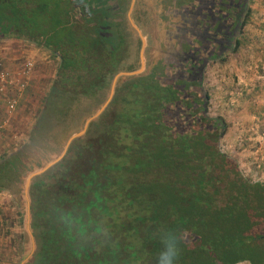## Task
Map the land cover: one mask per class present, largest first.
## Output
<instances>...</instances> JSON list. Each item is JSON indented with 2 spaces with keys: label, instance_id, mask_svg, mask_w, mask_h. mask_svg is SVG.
<instances>
[{
  "label": "trees",
  "instance_id": "trees-1",
  "mask_svg": "<svg viewBox=\"0 0 264 264\" xmlns=\"http://www.w3.org/2000/svg\"><path fill=\"white\" fill-rule=\"evenodd\" d=\"M253 1L182 4L173 53L153 75L120 82L86 136L32 181L36 250L27 264H156L161 230L184 237L177 264H264V181L222 149L229 126L209 115L204 87L208 66L244 44ZM128 8L129 0H0V41L27 43L56 64L29 139L0 159V192L22 195L42 168L38 154L80 130L116 75L139 68Z\"/></svg>",
  "mask_w": 264,
  "mask_h": 264
},
{
  "label": "rangeland",
  "instance_id": "rangeland-1",
  "mask_svg": "<svg viewBox=\"0 0 264 264\" xmlns=\"http://www.w3.org/2000/svg\"><path fill=\"white\" fill-rule=\"evenodd\" d=\"M188 1L189 0H134V3L132 4L131 0H129L127 15L130 14L134 24L139 30H141L144 36L146 34L148 35V47L145 51L147 70H149L155 62L156 55H159L158 40L160 37L159 32L156 33V37H152V35L150 36V33H148L149 28L151 26L160 27V22H158L157 19L162 20L165 24L164 28L166 27L165 29H162V35H164L165 43L162 48L168 54L173 53L174 46L177 48L174 42L176 33L185 23V16L180 14V11L183 10L182 4L184 3L187 5ZM141 7L144 11H141ZM252 9L253 18L251 20V24H249L245 29L246 33L249 30L259 31L261 28V23H255L254 10L256 9V5L252 4ZM145 24H148L147 28ZM5 42L0 41V62L3 66L11 70L15 64L18 68H20L28 59H33L36 63L35 72L39 74V77L42 79L38 82L37 88L30 86V90L33 89L36 96L33 97L31 106L28 102L26 103V108L31 109H26L27 114L25 117L28 119L27 121H25L24 118L17 119V117H15V113L11 116L8 115L5 107L2 106L3 104H0V122L3 119L2 123L7 120L9 121V125L3 134H0V159L18 151L20 147L29 139L30 131L34 123L33 120L40 111L43 100L51 88L56 71V64L48 57V54L42 52L40 49L28 45L27 43L24 44L17 41ZM176 54L177 52L175 55ZM229 59L224 64L208 66L204 87L211 96L209 115L211 117H221L229 126L227 131L228 133L221 142L222 149L228 153L229 156L232 152V157L236 156L239 158L238 160H241L240 154H242L244 148L246 149V142L251 144L254 143L251 148L254 152H256L255 150L259 148V146L256 147L255 145L256 143H258V145L260 143L257 142L258 140L256 136L253 137L255 140L246 141L244 138L246 131L251 129L253 126L259 133L264 131V112L262 116L256 119L255 123L252 122L253 120H248L247 118L242 120V122H240V119H235V114H238L241 110V107L236 105L240 102V94L245 87L241 86L240 78L234 74L233 70H231L229 66ZM30 90L28 93H30ZM231 98L236 102L230 104ZM232 105L233 108H235L233 112L230 110ZM247 126L251 127L249 128ZM232 130L234 131V134L230 135ZM65 140H63L62 145L57 147L55 152L48 153L46 157H40L38 154V162L42 165V167L50 160L58 156L63 149ZM255 167L256 170L254 167L251 168L252 173H256L258 170L257 166ZM242 171L244 172L243 169ZM27 206L28 201L25 196V190L22 195L19 196L12 195L7 192H0V264H23L29 257L30 259L28 262L33 258L35 250L32 252L33 248L27 235ZM23 237L24 239L26 238L25 243H23Z\"/></svg>",
  "mask_w": 264,
  "mask_h": 264
},
{
  "label": "crops",
  "instance_id": "crops-1",
  "mask_svg": "<svg viewBox=\"0 0 264 264\" xmlns=\"http://www.w3.org/2000/svg\"><path fill=\"white\" fill-rule=\"evenodd\" d=\"M253 5H256V9L254 10L255 23H261V28L259 31L249 30L247 33L245 32V40L243 41L244 44H242L241 49L236 54L230 56L229 66L231 70H233L234 74H236V76L240 78L241 86L245 87L240 94L241 100L240 102H238V105H236L240 106L241 110L238 114H235V119H240V122H242V120L247 118L248 120H253L252 122L255 123L256 119L262 116L264 112V0H254ZM14 65L13 68H11L12 71H16L22 67L21 66L20 68H18V66ZM41 79L42 78L39 77V74L35 72L31 81V86L33 88H37V84L41 81ZM34 96H36V94L33 92V89L30 90V93H27L26 99L20 104L16 112H14L17 119L24 118L25 121L28 120L25 117L27 114L26 109H29L26 108V103L28 102L31 106V102ZM8 98L9 96H0V104H3L2 106L5 107L6 113L11 116L13 115V113L10 114L8 112L6 104ZM230 101V104L236 102L232 98L230 99ZM230 110L231 112L235 110V108H233V105L230 107ZM3 120H1L0 124H2ZM35 120L36 117L33 121L35 122ZM7 122L8 124L5 128H3L0 134H3V132L9 125L8 120ZM247 127L250 128L251 126ZM233 132L234 131L232 130L230 135H233ZM256 132L257 131L253 126L251 129L246 131L244 140H255L253 137L256 136L258 140L257 142L260 143L259 145L258 143H256L255 145L256 147L259 146V148L255 150L256 152H254L253 150H251L254 143L251 144L246 142V149L244 148L242 154H240L241 160H239V163L246 176L258 181H264V131L260 133ZM236 158L239 159L238 157ZM255 166H257L258 170L256 171V173H252L251 168L254 167V169L256 170Z\"/></svg>",
  "mask_w": 264,
  "mask_h": 264
},
{
  "label": "water",
  "instance_id": "water-1",
  "mask_svg": "<svg viewBox=\"0 0 264 264\" xmlns=\"http://www.w3.org/2000/svg\"><path fill=\"white\" fill-rule=\"evenodd\" d=\"M131 3L133 4L134 0H131ZM157 21L160 22L161 26L160 27L151 26L149 28L148 32L150 33V35H152V37H156V33H158V32L160 34V37L158 40V46H159L158 53H159V55L156 56L155 62L152 64L151 68L149 70H147L145 51L148 47V43H147L148 35L146 34L144 36L142 34L141 30H139L136 26L133 25L134 21L132 20L130 14L127 15V25L129 27L130 31L133 33L134 38L141 42V49L139 52V68L135 71L122 72V73H119L118 75H116L111 81V88H110V91L107 95L106 102L104 104H102L92 116L88 117L83 122L82 127H81L79 132L74 133L72 136H70L68 139H66L64 141L63 149L58 154V156H56L54 159H52L48 163H46L41 169L34 170V172L28 176L26 184H25V196H26V199L28 201V206H27V212H28V215H27L28 216L27 235L29 237L30 244L33 248L32 252H34V250H36V241H35V237H34V234L32 232V229H31V203H30V199H29V189H30L32 181L35 178L42 176L47 171H49L51 168L55 167L60 162H62V160L65 158L70 146L75 141L81 140L86 136L87 131L89 129V126L92 123L96 122L101 117V115H103V113L107 110V108L109 107L110 103L112 102V100L114 98L116 88L120 82L121 83H127L130 80L144 78V77H148V76L153 75V72L155 71L157 65L161 62L162 58H164L165 54L167 53L162 48L165 45L164 35H162V32H163L162 29H165L166 27L164 28L165 24L162 22V20L157 19ZM29 259H30V257L23 264H26Z\"/></svg>",
  "mask_w": 264,
  "mask_h": 264
},
{
  "label": "built area",
  "instance_id": "built-area-1",
  "mask_svg": "<svg viewBox=\"0 0 264 264\" xmlns=\"http://www.w3.org/2000/svg\"><path fill=\"white\" fill-rule=\"evenodd\" d=\"M35 70L36 63L33 59H28L16 71L7 69L0 62V96H9L6 104L10 114L16 112L20 104L26 99ZM7 124V121L0 124V133Z\"/></svg>",
  "mask_w": 264,
  "mask_h": 264
},
{
  "label": "clouds",
  "instance_id": "clouds-1",
  "mask_svg": "<svg viewBox=\"0 0 264 264\" xmlns=\"http://www.w3.org/2000/svg\"><path fill=\"white\" fill-rule=\"evenodd\" d=\"M159 240L162 248L158 254L156 264H177L181 254L180 245L184 237L178 232L161 230Z\"/></svg>",
  "mask_w": 264,
  "mask_h": 264
},
{
  "label": "bare ground",
  "instance_id": "bare-ground-1",
  "mask_svg": "<svg viewBox=\"0 0 264 264\" xmlns=\"http://www.w3.org/2000/svg\"><path fill=\"white\" fill-rule=\"evenodd\" d=\"M141 8H142V7H141ZM140 10H141V9H140ZM141 11H144L143 8H142ZM133 25L136 26V25L134 24V22H133ZM147 25H148V24H145L146 28H147ZM136 27H137V26H136ZM148 33H149V32H148ZM150 36H151V35H150Z\"/></svg>",
  "mask_w": 264,
  "mask_h": 264
}]
</instances>
